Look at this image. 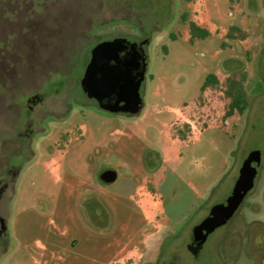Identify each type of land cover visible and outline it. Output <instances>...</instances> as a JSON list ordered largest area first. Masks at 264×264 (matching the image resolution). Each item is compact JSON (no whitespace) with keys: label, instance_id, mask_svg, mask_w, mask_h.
Wrapping results in <instances>:
<instances>
[{"label":"rangeland","instance_id":"374dc122","mask_svg":"<svg viewBox=\"0 0 264 264\" xmlns=\"http://www.w3.org/2000/svg\"><path fill=\"white\" fill-rule=\"evenodd\" d=\"M191 22L209 36L191 40ZM113 38L148 40L135 116L97 109L79 86L90 50ZM209 74L218 84L200 91ZM229 79L242 114H226ZM33 95L31 116L50 115L29 154L17 133ZM256 151L253 189L192 256V229ZM3 156L20 169L3 196L0 264H264V0H0ZM104 167L115 182L99 180ZM91 199L109 230L85 219Z\"/></svg>","mask_w":264,"mask_h":264},{"label":"water","instance_id":"95a60500","mask_svg":"<svg viewBox=\"0 0 264 264\" xmlns=\"http://www.w3.org/2000/svg\"><path fill=\"white\" fill-rule=\"evenodd\" d=\"M147 44L148 40L115 38L99 43L89 52L80 85L84 94L94 99L102 111L129 116L140 113L143 106L140 89L147 71L144 50ZM260 159L257 151L248 154L239 168L226 203L214 205L200 224L193 228L188 247L191 253L195 254L207 236L230 220L238 210L254 187L257 168L253 164H258ZM116 178L114 171L100 175L105 183H113Z\"/></svg>","mask_w":264,"mask_h":264},{"label":"flooded vegetation","instance_id":"af4514ba","mask_svg":"<svg viewBox=\"0 0 264 264\" xmlns=\"http://www.w3.org/2000/svg\"><path fill=\"white\" fill-rule=\"evenodd\" d=\"M188 1V0H187ZM232 38H233V35L229 34ZM115 39V38H113ZM111 39V40H113ZM235 39V38H233ZM107 41V40H106ZM145 48V47H144ZM92 50V49H91ZM90 50V51H91ZM84 71H85V68H84ZM83 75H84V72H83ZM82 79V78H81ZM80 82L81 80L79 81V86H80V89H81V92L83 93V95L90 99V100H93L96 104V108L101 110L97 104V102L92 99V98H89L87 97L82 88H81V85H80ZM54 88V87H53ZM56 88V87H55ZM246 98V96H245ZM43 102V98L40 96V95H33L29 98L26 99L25 101V105H26V108L27 110L29 111H25L24 113H21V118L19 120V125H20V128H21V131H19L17 133V135L19 137H24L22 138V141H25V140H30V143L26 146H23V142L21 144V146H23L25 148V150L29 153V154H33V150H32V145H31V142L33 140V136L37 133H40L42 131H45L46 129L44 128V120L45 118L50 115V113H46L44 117H42L39 121L35 120L32 116H31V113L30 111L32 112L34 110V108L38 105H40L41 103ZM102 111V110H101ZM104 112V111H103ZM107 113V112H106ZM155 154V155H154ZM154 154H151V155H154L153 157L157 156L158 157V153H154ZM150 156H147L145 162H147V167L149 170H153L155 168V165L156 163L158 162V158H154L155 159V162L153 164H149V161L148 159H151ZM153 159V158H152ZM261 161V159H260ZM259 164V163H258ZM258 164H253L256 166H258ZM19 169L20 167H17L15 165H11V163L9 161H7V157H2V159L0 160V246L2 247L3 244H5V242L7 241V234H8V221H7V212L6 210L4 209V204H3V196L4 194L10 189L13 187V184L18 176V173H19ZM109 171H114L116 172V170L112 167H104L102 170H101V173H104V172H109ZM258 173V171H257ZM103 184H105V182H103L101 179H99ZM109 184V183H106V185ZM255 184V182H254ZM228 198V197H227ZM227 198L222 202V203H226V200ZM86 199V197H85ZM84 199V200H85ZM97 199V198H95ZM95 199H91L89 200L88 202H85L84 205L81 207L82 211H83V214L85 216V219L87 220V222L89 223V225L91 227H93L94 229L96 230H101V231H104L106 230H109V227H110V214L108 213V210L100 203L98 202L97 200ZM221 204V203H219ZM239 209V208H238ZM238 211V210H237ZM236 211V212H237ZM235 212V213H236ZM234 213V215H235ZM233 215V216H234ZM232 216V217H233ZM232 219V218H231ZM230 219V220H231ZM230 220H228L224 225H226ZM101 222H103V224H101ZM200 224V223H198ZM197 224V225H198ZM196 225V226H197ZM222 225V226H224ZM220 226V227H222ZM219 227V228H220ZM218 229V228H217ZM193 230V229H192ZM216 230V229H215ZM214 230V231H215ZM213 231V232H214ZM212 232V233H213ZM211 233V234H212ZM209 234V235H211ZM209 235L207 236V238L209 237ZM206 238V240H207ZM191 239H192V232H191V237H190V240H189V243L187 244L186 246V249L189 251L188 247L190 245V242H191ZM205 240V241H206ZM204 241V242H205ZM204 244V243H203ZM202 244V245H203ZM202 245L200 246V248L197 250V252L195 254L191 253L189 251V253L194 256V257H197L199 255V252L202 248Z\"/></svg>","mask_w":264,"mask_h":264},{"label":"trees","instance_id":"16d2710c","mask_svg":"<svg viewBox=\"0 0 264 264\" xmlns=\"http://www.w3.org/2000/svg\"><path fill=\"white\" fill-rule=\"evenodd\" d=\"M190 1V0H188ZM236 30V28H231L230 32ZM189 32L191 34V40L194 38H206L209 36V32L206 31L203 28H200L197 26L195 23L191 22L189 24ZM230 34V33H228ZM218 84V81L216 77L213 74H209L202 86L200 91H204L208 87L216 86ZM226 95L231 99L229 103V109L226 112L227 115L233 114V112L237 111L239 114H242L244 110L246 109V104H245V92L242 88V83L237 80H228L227 84V90H226Z\"/></svg>","mask_w":264,"mask_h":264}]
</instances>
